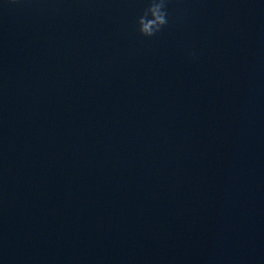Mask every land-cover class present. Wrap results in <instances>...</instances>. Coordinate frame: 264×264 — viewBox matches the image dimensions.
I'll return each mask as SVG.
<instances>
[{
    "label": "water",
    "instance_id": "water-1",
    "mask_svg": "<svg viewBox=\"0 0 264 264\" xmlns=\"http://www.w3.org/2000/svg\"><path fill=\"white\" fill-rule=\"evenodd\" d=\"M149 4L0 0V264H264V0Z\"/></svg>",
    "mask_w": 264,
    "mask_h": 264
},
{
    "label": "clouds",
    "instance_id": "clouds-1",
    "mask_svg": "<svg viewBox=\"0 0 264 264\" xmlns=\"http://www.w3.org/2000/svg\"><path fill=\"white\" fill-rule=\"evenodd\" d=\"M166 5L167 0H150L149 6L137 20L142 36L153 37L168 24Z\"/></svg>",
    "mask_w": 264,
    "mask_h": 264
}]
</instances>
